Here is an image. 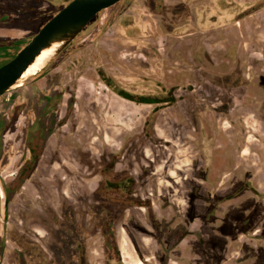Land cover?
I'll return each instance as SVG.
<instances>
[{
  "label": "rangeland",
  "instance_id": "374dc122",
  "mask_svg": "<svg viewBox=\"0 0 264 264\" xmlns=\"http://www.w3.org/2000/svg\"><path fill=\"white\" fill-rule=\"evenodd\" d=\"M71 1L0 0V43L30 40ZM259 4L123 0L0 99L5 193L28 157L15 116L30 98L18 94L30 86L65 93L57 110L65 123L24 187L11 189L6 216L0 198V264H22L20 252L27 264H78L82 245L85 264H264V124L243 108L254 95L264 99ZM107 79L161 101L124 99ZM98 102L125 115L124 127L83 144L78 117ZM257 112L264 122V101ZM131 178L132 190L107 187Z\"/></svg>",
  "mask_w": 264,
  "mask_h": 264
},
{
  "label": "flooded vegetation",
  "instance_id": "af4514ba",
  "mask_svg": "<svg viewBox=\"0 0 264 264\" xmlns=\"http://www.w3.org/2000/svg\"><path fill=\"white\" fill-rule=\"evenodd\" d=\"M71 2H69V3H71ZM104 11L105 10H103L101 13H103ZM50 20H48L47 22H49ZM5 21H7V18L5 16L0 17V22H5ZM36 35H34V36H36ZM34 36L30 40H27V41L26 40H18V41L0 43V64L4 63L6 61L7 62L5 64H7L13 58H15L16 55L34 38ZM4 45H7L9 47L8 48L9 50L3 49L2 47ZM6 56H7V58L5 60H3V58ZM5 64H3V65H5ZM3 65H1L0 67H2ZM100 75H101V77L105 78V74L103 72H100ZM106 81L111 87L114 88V90H116L115 86H113V84L110 83L108 81V79ZM20 87H25V85H22ZM33 88H34L33 86L27 87L26 89L23 90V92H21V94L20 93L18 94L19 96L28 95L30 98L29 100L26 101L24 106L17 107L16 112H18V113L20 112V115L15 116L16 120L17 119L23 120L22 127H21V132L23 135L22 141H23V143H25L26 155L28 157L25 161V164L20 166V168L17 170L15 179L7 187V192L5 191V193H4L3 190H0V198H1V200L4 199L3 206L1 207L2 210L4 209V213H2L4 216L7 215V213L5 211L9 210V204H10L11 200L8 197L12 193L11 189L13 188L14 185H17L18 183L23 181V185H21L19 190L15 193V195H16L24 187L25 183L30 178L35 167L37 166V162L39 160L41 153L46 149V146L48 144L49 139L53 136L55 131L58 128H60L62 126V124L65 123L64 119L60 118V116L58 115V111H57L60 107V104H61L64 96H65V93L63 91H57V92L54 91V93H53V92H51V91H53V89H52V90H49V93H44L42 95H38L36 92L34 93ZM7 94L3 95L1 98L5 97ZM152 101H153V103L158 105L161 100L152 99ZM71 103H72V101L69 102L68 104H71ZM14 107H16V106H14ZM83 112H84L83 115L78 117V121L81 123L82 126L80 127L79 130L76 131L77 133H79V135L85 136V142L84 143L81 142V143H83V144L87 143V141H89V138L92 135H94V133L96 131H98L102 134L106 133L109 138L111 136L115 137V138L120 136V134L118 133L116 128L118 126H120L121 128L124 127L123 124L125 123L126 116L123 114L116 116L115 115L116 111L113 108H111L110 105L100 103V102L95 103V104H87L85 106V108L83 109ZM105 112L108 114V116H106V115L104 116ZM6 119H8V117ZM4 121L5 122H3V123H4L5 128H6L7 122L5 119H4ZM17 123H18V121L14 122V127L17 126ZM4 136L5 135H2L3 139H4ZM3 139H1L2 141L0 142V156L5 152L3 144H5V145L7 144L5 142V140H3ZM5 165L6 164H4L3 167H5ZM113 185H115L114 188H113ZM133 185L135 186L134 181L131 178L130 181L129 180L125 181L124 185L119 186V184L116 185V184L110 183V185H107V187H112L113 189L124 188L127 190L128 189L132 190L134 187ZM247 187H249V186H247ZM1 219H2V215L0 214V220ZM108 227H109V229L108 228L106 229V234H107V231H109V234H113V229L110 226H108ZM18 236L20 237V235H18ZM179 236H181V233L177 234V237H179ZM35 242H37V240ZM37 243H40V242H37ZM83 246L84 245H82L83 258L78 262V264H85V262L87 261L86 255L84 254L85 247H83ZM144 246L148 249L150 248V244H147L146 242L144 243ZM20 255H21L20 260H21L22 264H27V261L24 257V253L20 252ZM146 261H150V259L147 258ZM0 262H1V260H0ZM139 263L143 264L142 261H139L138 264Z\"/></svg>",
  "mask_w": 264,
  "mask_h": 264
},
{
  "label": "water",
  "instance_id": "95a60500",
  "mask_svg": "<svg viewBox=\"0 0 264 264\" xmlns=\"http://www.w3.org/2000/svg\"><path fill=\"white\" fill-rule=\"evenodd\" d=\"M121 1L123 0H73L69 3L40 29L15 58L0 67V98L45 69L78 37L96 15ZM46 51H52V55L40 71L25 76ZM192 89L190 86L189 90ZM21 185L22 183H19L17 187ZM182 239L183 237L175 241L172 248Z\"/></svg>",
  "mask_w": 264,
  "mask_h": 264
},
{
  "label": "crops",
  "instance_id": "0c3cea01",
  "mask_svg": "<svg viewBox=\"0 0 264 264\" xmlns=\"http://www.w3.org/2000/svg\"><path fill=\"white\" fill-rule=\"evenodd\" d=\"M252 8H256L255 10H253L254 11L253 14H257L258 12H260L264 8V6H262V4H259V6L252 7ZM238 21H240V20H238ZM262 23H264V22H262ZM242 45H243V43H242ZM255 89L253 91H255L257 94V90H255ZM253 97H254V99H250V101H247L246 103H244L243 108L250 109L253 116H255L256 119L259 120V122L264 124V122L260 119L261 115L257 112V108H259V106L261 105V101H264V99L262 98L263 100H261V98H258V96H255V95ZM228 111H230V110H228ZM228 113H230V112H228ZM121 248H122V246H121ZM125 250H126V244H124V248H122V251H125ZM139 264H142V263H139Z\"/></svg>",
  "mask_w": 264,
  "mask_h": 264
},
{
  "label": "trees",
  "instance_id": "16d2710c",
  "mask_svg": "<svg viewBox=\"0 0 264 264\" xmlns=\"http://www.w3.org/2000/svg\"><path fill=\"white\" fill-rule=\"evenodd\" d=\"M15 46H16V45H15ZM2 48H3V49H7V50H9V49H8L9 47H8L7 45H4ZM6 62H7V61H6ZM6 62L0 64V66L3 65V64H5ZM107 84H108V83H107ZM108 85H109V84H108ZM109 86H110V85H109ZM110 87H111V86H110ZM114 91H115L119 96H121L122 98L127 99V100L132 101V102L144 103V104H152V103H153L152 99L149 98V97H141V98L137 99L136 97H133L132 95H130V94H128V93L121 92V91H117V90H114ZM175 102H176V99H175V98H172V99H171V104H174Z\"/></svg>",
  "mask_w": 264,
  "mask_h": 264
},
{
  "label": "bare ground",
  "instance_id": "6f19581e",
  "mask_svg": "<svg viewBox=\"0 0 264 264\" xmlns=\"http://www.w3.org/2000/svg\"><path fill=\"white\" fill-rule=\"evenodd\" d=\"M52 55V51H46L44 52L39 59L37 60V62L34 64V66L32 68L29 69V71L26 73L25 76L27 75H33L36 74L38 71H40V69L42 68V66L45 64V62L47 61V59ZM39 74V73H37ZM36 74V75H37ZM24 83L19 84L17 87L22 86ZM124 240V239H123ZM122 248H124V243H121Z\"/></svg>",
  "mask_w": 264,
  "mask_h": 264
}]
</instances>
